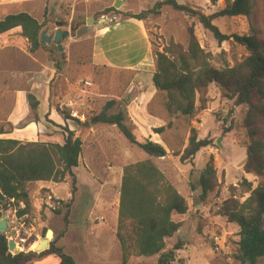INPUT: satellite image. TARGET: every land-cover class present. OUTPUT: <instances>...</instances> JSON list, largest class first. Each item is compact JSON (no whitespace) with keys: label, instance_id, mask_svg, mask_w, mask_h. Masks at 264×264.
Wrapping results in <instances>:
<instances>
[{"label":"rangeland","instance_id":"374dc122","mask_svg":"<svg viewBox=\"0 0 264 264\" xmlns=\"http://www.w3.org/2000/svg\"><path fill=\"white\" fill-rule=\"evenodd\" d=\"M159 1L163 0H123L122 6L116 9L117 0H46L43 15L39 8L35 18L44 24L42 33L46 32L50 43H43V48L35 53L29 51V46L26 57L14 52L11 61L0 70V96L8 94V97L15 89H30L28 82H32L37 100L49 91L50 107H54L61 118L59 127L49 113L42 114L40 107L22 118L19 115L18 124L12 125L13 132H41L39 138L32 139L30 134L23 137V142L63 144L66 127L76 131L83 140L80 165L75 171L78 190L74 195L70 224L65 236L57 241V247L78 264H121L123 257L117 227L123 170L127 165L148 159L188 202L187 214L173 217L182 224L180 231L166 240L165 251L181 244L173 264H236L233 253L240 228L217 216L216 212L231 198L232 187H238L246 179L256 188L260 181L243 169L247 158L242 128L246 106L236 105L235 100L224 97L215 84L211 85L207 110L194 118L170 113V119L163 126L165 131L158 134L167 151V156L160 158L150 157L131 145L115 126L92 125V119L103 111L108 100L114 98L112 96H123L127 102V97L141 95L143 90L147 94L151 76L156 71V53L162 52L170 39L187 46L188 29L192 25L201 46L211 54V61L217 68L233 67L249 55L246 48L233 39L219 44L196 20L170 7H164L161 16L142 21L145 33L141 37L134 25L137 20L128 18L127 14L141 13ZM178 1L196 6L206 15L226 6V0H217L215 4L211 0ZM102 18L107 22L102 27L96 26ZM89 19L94 20L91 25L87 24ZM214 24L226 35L243 36L257 32L264 39L263 0H258L255 21L240 16L220 18ZM58 29L68 33L61 41L63 53L58 51L54 42ZM55 62H59L62 69L53 77L57 72ZM154 94L167 102L165 94ZM10 106L11 103L0 101V128L6 130L9 129L8 116L12 113ZM126 110L125 103L121 102L113 111L127 113ZM25 111L22 109L23 115ZM69 117L71 119L67 121L64 119ZM130 128L134 131L132 126ZM192 128L198 131L199 139L210 138L213 145L202 149L193 160L181 162ZM154 130L153 134H156ZM134 133L141 141L149 139L137 127ZM211 158L217 170L218 186L205 202L198 204L201 195L199 177ZM29 191L32 210L27 217L16 220L14 211L9 210L12 214L9 213L10 225L6 235L19 247L13 254L34 252L49 229L54 230L52 242L55 241L65 228L63 216L54 213L55 202H70L73 197L69 180L60 184H32ZM158 259L159 256H135L129 263L152 264ZM59 262L57 255L50 254L30 264ZM258 264H264V259Z\"/></svg>","mask_w":264,"mask_h":264},{"label":"trees","instance_id":"16d2710c","mask_svg":"<svg viewBox=\"0 0 264 264\" xmlns=\"http://www.w3.org/2000/svg\"><path fill=\"white\" fill-rule=\"evenodd\" d=\"M211 1L214 4L217 2ZM164 7L196 20L219 44L233 39L249 52L235 66L217 68L211 61V54L201 46L192 25L188 29L187 46L170 39L163 51L156 53V71L151 76V82L157 92L165 94L167 110L185 117L194 118L207 110L209 88L213 84L224 97L235 100L238 106L247 107L242 121L247 154L243 169L245 173L257 176L260 181L256 188L246 179L238 187H232L231 198L222 204L216 215L240 228L239 241L233 253L234 262L258 264L264 259V39L255 30L253 35H226L214 24L220 18L240 16L255 21L258 0H226L225 8L212 15H206L200 8L188 3L163 0L141 13L127 14V17L146 21L151 16H161ZM43 28L44 24L28 13L8 15L0 20V35L21 29V36L27 40L31 53L44 46L41 36ZM55 69L57 73L61 71L59 62H55ZM27 100L32 112L39 109L40 101L34 95L28 94ZM116 106L120 104L115 101L106 104L103 111L92 119V125L115 126L131 145L150 157H166L167 151L163 146L149 139L141 141L135 135L136 127L126 112L109 114ZM64 119L67 121L71 118ZM164 131L165 127L154 130L156 134ZM12 132L11 124L8 130L0 128V135ZM64 132L63 144L0 139V212L17 208L22 202L25 209L18 210L17 217L28 215L32 210L29 191L32 184H60L69 180L73 193L70 202H55L57 208L54 213L63 216L65 228L50 244L49 250L40 254H13L9 251L8 236L0 234V264H30L50 254L59 257V264H78L72 256L57 247V241L65 236L70 224L74 195L78 190L75 171L79 168L84 145L76 131L66 127ZM212 145L210 138L199 139L198 131L192 128L181 162L193 160L202 149ZM217 186L218 174L211 158L199 177L201 195L198 204L205 202ZM188 210L187 200L152 160L127 165L123 170L117 227V239L123 257L121 264H130V258L135 256H159L157 262L152 264H173L181 244L165 251L166 240L174 237L182 227L180 222L174 220V215H185Z\"/></svg>","mask_w":264,"mask_h":264},{"label":"crops","instance_id":"0c3cea01","mask_svg":"<svg viewBox=\"0 0 264 264\" xmlns=\"http://www.w3.org/2000/svg\"><path fill=\"white\" fill-rule=\"evenodd\" d=\"M46 0H0V20H3L8 15H14L19 13H28L35 18V14L38 13L39 8H41L42 15L45 9ZM16 7V8H14ZM22 8V9H21ZM26 8V9H25ZM11 11H8V10ZM21 9V10H19ZM17 10V11H13ZM36 19V18H35ZM38 20V19H37ZM39 21V20H38ZM137 24H134L137 30L140 33V36L143 37L145 33V24L142 21H136ZM21 34V29H16L11 32L0 35V70H2L9 61L12 59L14 52H20L26 57L28 52L29 44L26 39H24ZM30 51V50H29ZM147 51L148 48H147ZM116 66V65H114ZM120 67V66H118ZM154 72V71H153ZM57 72H54L53 77L56 76ZM30 84V89H15L13 94L7 97L8 94L0 96V101L4 103H11L12 106L9 109L12 110V113L8 116L7 123L13 126H16L20 121V118L26 116L30 113L31 109L27 100L28 94L35 96V84L28 82ZM30 90V91H29ZM148 93L145 94L144 90L141 95L127 97V102H124V97L120 95L112 96V100L109 102L115 101L118 104L121 102L125 103L127 109V116L131 119L133 124L139 128L141 134L147 136L149 140L153 141L156 144L163 146L161 137L157 134H153L154 129L161 128L166 126V120L170 119V112L166 108V103L162 100L161 97L155 95L157 92L152 82L147 88ZM108 95V94H107ZM36 97V96H35ZM39 98V97H38ZM40 101V110L42 114H50V117L55 121V123L60 126L61 118L55 108L50 107V93L45 92L42 98H39ZM107 102V104L109 103ZM156 104V105H155ZM118 106V105H117ZM116 106V107H117ZM24 107V108H23ZM22 109H25V114L23 115ZM117 112L113 110L110 111V115H113ZM20 115V118L18 117ZM42 129H45V126L40 124ZM38 128V127H37ZM39 129V128H38ZM46 130H48L46 128ZM38 131V130H37ZM41 132H36L34 130H28L27 132L17 133V130L9 134L0 135V139H13L22 141L23 137H26L30 134L32 137H38V134ZM153 134V135H152ZM150 136H153L150 138ZM48 184V183H40Z\"/></svg>","mask_w":264,"mask_h":264},{"label":"water","instance_id":"95a60500","mask_svg":"<svg viewBox=\"0 0 264 264\" xmlns=\"http://www.w3.org/2000/svg\"><path fill=\"white\" fill-rule=\"evenodd\" d=\"M123 0H117L116 4H115V8L118 9L122 6ZM94 22L93 19H89L87 21L88 25H91ZM107 20L105 18H102L101 20L98 21L97 25L98 27H102L104 23H106ZM68 35L67 32H63L61 29H58L55 35V39L54 42L57 44V49L59 52L63 53V45L61 43L62 39L65 38ZM42 41L45 42L46 44H49L51 39L49 37L46 36V32L42 33ZM218 143L220 144V141H218ZM10 225L9 221H8V216H7V212H0V234H7V229L8 226ZM55 236V232L54 230H47L45 237L41 240V242L39 244H37L36 248H35V253H42L45 252L47 250H49L50 248V244L52 243V240L54 239ZM16 246L17 243L14 240H9V251L11 253L16 252Z\"/></svg>","mask_w":264,"mask_h":264},{"label":"built area","instance_id":"2783aa9c","mask_svg":"<svg viewBox=\"0 0 264 264\" xmlns=\"http://www.w3.org/2000/svg\"><path fill=\"white\" fill-rule=\"evenodd\" d=\"M72 112H73V111H72ZM24 209H25V204L22 203V202L19 204V207L15 208V209H12V210L14 211V214L16 215V217H14L16 220H17V219L19 220V218L27 217V215H24V216H22V217H17V212H18V210H24ZM9 213H11V212L7 211L8 219L10 218V217H9ZM11 214H12V213H11ZM17 245H18V244H17Z\"/></svg>","mask_w":264,"mask_h":264},{"label":"bare ground","instance_id":"6f19581e","mask_svg":"<svg viewBox=\"0 0 264 264\" xmlns=\"http://www.w3.org/2000/svg\"><path fill=\"white\" fill-rule=\"evenodd\" d=\"M17 248L19 249V247H18V246H16V249H17Z\"/></svg>","mask_w":264,"mask_h":264}]
</instances>
